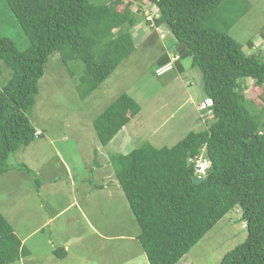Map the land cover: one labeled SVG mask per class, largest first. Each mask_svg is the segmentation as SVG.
Here are the masks:
<instances>
[{
	"label": "trees",
	"instance_id": "obj_1",
	"mask_svg": "<svg viewBox=\"0 0 264 264\" xmlns=\"http://www.w3.org/2000/svg\"><path fill=\"white\" fill-rule=\"evenodd\" d=\"M138 3L156 7L159 16L147 24L167 29L175 39L168 50L179 60L168 73H184L183 61L190 59L189 68L201 73L204 101L209 99L212 107L200 111L204 131L190 132L173 147L158 149L141 136L138 141L145 142L130 153L112 154L115 177L140 227L135 240L149 264H179L239 209L237 221L245 223L247 237L219 264H264V49L255 52L248 40V53L230 35L250 12L249 0H0V64L5 69L4 76L0 71V178L15 170L40 183L28 164L10 161L44 136H38L32 112L50 58L59 54L69 70L72 63L83 64L77 90L85 101L138 49L133 30L145 21L140 6L132 9ZM11 17L28 41L25 49L7 35ZM166 50L155 73L171 61ZM248 80L262 90V106L247 100ZM141 111L131 95L121 94L93 123L102 145ZM210 114L211 120L206 118ZM200 158L211 164L203 173L196 164ZM93 184L97 190L108 186ZM53 254L68 257L63 247ZM30 256L0 212V264Z\"/></svg>",
	"mask_w": 264,
	"mask_h": 264
},
{
	"label": "rangeland",
	"instance_id": "obj_2",
	"mask_svg": "<svg viewBox=\"0 0 264 264\" xmlns=\"http://www.w3.org/2000/svg\"><path fill=\"white\" fill-rule=\"evenodd\" d=\"M249 1L250 12L230 33L244 43L248 53V40L253 41L255 52L264 49V0ZM139 6H132L134 12L141 7L145 16V21L133 30L138 49L85 101L77 90L83 64L72 63L71 75L69 68L61 64L59 54L50 58L32 112L38 136H44L10 161L13 165L28 164L37 171L40 183L15 170L0 178V212L32 253L15 264H149L135 240L140 227L117 182L111 157L128 154L145 140L158 149L173 147L190 132L204 131L205 122L200 121L197 107L204 95L201 73L189 68L190 59L183 61L184 73L174 70L157 76L161 51L167 49L173 58L168 45L175 39L167 29L147 24L159 16L156 7ZM11 18L6 25L7 35L25 49L28 41ZM1 70L5 72L0 64ZM246 85L247 100L262 106V90L251 80ZM125 92L141 105L142 111L103 146L93 123ZM206 118L211 120L212 115ZM141 136L147 139L138 141ZM104 179L117 187L97 190L93 183L107 184ZM68 207L69 211L63 212ZM241 214L238 209L225 217L179 264H219L247 237L245 223L237 221ZM112 235L125 238L114 239ZM58 247L65 248L68 257L56 258L53 252Z\"/></svg>",
	"mask_w": 264,
	"mask_h": 264
},
{
	"label": "clouds",
	"instance_id": "obj_3",
	"mask_svg": "<svg viewBox=\"0 0 264 264\" xmlns=\"http://www.w3.org/2000/svg\"><path fill=\"white\" fill-rule=\"evenodd\" d=\"M179 60V57H173L171 58V61L169 64L159 68L156 71V74L158 76H164L166 75L169 71H171L175 65V62ZM185 65V64H184ZM164 70L163 72L160 73V71ZM186 70V69H185ZM199 111H209V108L212 107V102L209 99H206L205 101H202L201 103H199V105L197 106ZM39 135V133H37ZM197 168H198V172H204L206 171L209 167H210V163L209 161L206 160H202V158L197 160Z\"/></svg>",
	"mask_w": 264,
	"mask_h": 264
},
{
	"label": "crops",
	"instance_id": "obj_4",
	"mask_svg": "<svg viewBox=\"0 0 264 264\" xmlns=\"http://www.w3.org/2000/svg\"><path fill=\"white\" fill-rule=\"evenodd\" d=\"M249 51H250V50H249ZM37 132L39 133V130H37ZM43 135H44V134H43ZM99 161H100V160L98 159V163H99ZM102 167H103V165H101V168H102ZM110 182L112 183V181H109V183H110ZM109 183H108V184H109ZM112 185H113V184H112ZM112 185H108V186L111 187ZM113 186H116V184H114ZM116 187H117V186H116ZM71 206H74V203H72ZM69 209H70V208L68 207V208L64 209L63 212H67V211H69ZM52 220H53V219H52ZM108 236H109V235H108ZM112 238H114V239H115V238H117V239H121V238H125V237H123L122 235H121V236L112 235ZM49 242H51V241H49ZM22 243H23L24 246H26L25 240H22ZM66 248L68 249V246H66ZM65 250H66V249H65ZM66 251H67V250H66ZM30 252H31V251H30ZM69 252H70V250H69ZM67 253H68V251H67ZM31 254H32V253H31Z\"/></svg>",
	"mask_w": 264,
	"mask_h": 264
},
{
	"label": "water",
	"instance_id": "obj_5",
	"mask_svg": "<svg viewBox=\"0 0 264 264\" xmlns=\"http://www.w3.org/2000/svg\"><path fill=\"white\" fill-rule=\"evenodd\" d=\"M202 180L201 179H197L196 182H201Z\"/></svg>",
	"mask_w": 264,
	"mask_h": 264
},
{
	"label": "built area",
	"instance_id": "obj_6",
	"mask_svg": "<svg viewBox=\"0 0 264 264\" xmlns=\"http://www.w3.org/2000/svg\"><path fill=\"white\" fill-rule=\"evenodd\" d=\"M163 71H164V70L160 71V73L163 72Z\"/></svg>",
	"mask_w": 264,
	"mask_h": 264
}]
</instances>
